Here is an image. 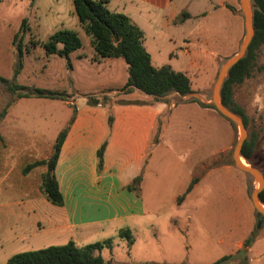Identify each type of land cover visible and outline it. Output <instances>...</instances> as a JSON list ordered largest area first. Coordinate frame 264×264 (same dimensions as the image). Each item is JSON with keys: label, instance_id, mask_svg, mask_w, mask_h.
<instances>
[{"label": "crops", "instance_id": "1", "mask_svg": "<svg viewBox=\"0 0 264 264\" xmlns=\"http://www.w3.org/2000/svg\"><path fill=\"white\" fill-rule=\"evenodd\" d=\"M131 1L138 7H147L150 16L152 14L148 19L147 30L143 24H139L143 18L134 24L144 33V45L151 54L153 64H169L175 70L187 74L192 81L193 93L185 96L170 93L160 100L154 98L151 101L111 100L106 105L102 102L91 103L90 96L112 93L125 85L128 79V65L122 58L97 59L90 37L83 30L79 19L73 20V26L62 24L63 26L57 27L54 32L67 28L77 30L80 37L83 31L88 36L87 43L84 45L81 38L82 47L70 54L71 67H68L65 58L62 59L63 57L56 54L48 55L50 61L57 57L59 59L53 61V66L48 68L44 77L46 82L41 87H51L63 90L62 93L72 92L73 96L76 95L71 101L66 100V103L74 104L76 108L65 127L67 134L55 167L63 204H53L42 190L45 166H37L27 172H35L34 170L38 169V185L34 197L26 202L8 203L11 208H18L19 214L15 217L19 215L20 220L8 221L2 227L0 264H5L16 253L29 251L27 247L59 245L60 239H65V243L73 241L79 246L76 241L88 237L97 228L116 225L131 232V229H137L140 222L149 216H154L151 225L153 235H156L160 233L164 217L170 214L169 212L188 209L198 212V207L184 199L180 190L173 191L170 202L153 200L158 181L166 176L170 163L180 164L184 169V185H187V188L183 194L198 189L206 178H215V172L219 170H222L225 176L234 178L232 190L227 193V204L233 213L236 212V207H241V211L245 213L244 223L240 225L238 232L236 249L246 248L252 252L258 242L264 240V236L257 234L253 243L245 247V241L251 236L257 223L256 210L248 195V175L234 162L215 157V147L212 146L208 147L207 158L198 157L196 154L189 160L179 157L172 159L170 156L173 149L164 140L170 130V115L179 102L204 101V96H200V100L193 99L194 93L206 91L212 85L215 58L234 53L237 49L245 32L242 0H208V7L202 10H197L195 4L191 5L193 0ZM214 13L215 37L211 34L200 35L195 25H187L191 18L203 16L207 19ZM224 19L232 23L229 31L222 23ZM195 81L201 82L197 89L193 86ZM79 89H83L84 94H80ZM204 107L214 110L208 105ZM109 113L112 123L108 126ZM227 132L230 134L229 130ZM103 144L105 150L103 164L100 166L98 151ZM228 149L226 146L221 152L226 153ZM52 153L53 150L51 153L48 151L41 159H35L31 163L45 160ZM21 162L22 174H25L24 168L29 162L25 159ZM145 165L149 174L147 202L143 194L132 185L138 176H141L142 180L137 185L143 184ZM5 211V214L11 216L9 210ZM11 212L15 214L14 211ZM168 219L170 224H176L172 213ZM157 242L160 243L159 240ZM106 260L114 262V257Z\"/></svg>", "mask_w": 264, "mask_h": 264}, {"label": "rangeland", "instance_id": "2", "mask_svg": "<svg viewBox=\"0 0 264 264\" xmlns=\"http://www.w3.org/2000/svg\"><path fill=\"white\" fill-rule=\"evenodd\" d=\"M36 1L0 0V76L10 80L15 77L14 70L18 60L17 44L20 40L19 38L15 40V34L19 31L22 20L26 18L29 30L23 39V66L14 78V82L27 86L28 89L42 87V84L46 82L44 77L48 68L53 66V61L59 59L57 57L50 61L43 43L57 27L63 26L62 24L73 26V20L78 21L73 0H40L37 3ZM191 2V5L197 6V10L207 8L210 3L208 0ZM108 6L111 10L128 15L133 23H138V20L143 18L139 24H143L147 30L148 19L152 16L147 7H138L131 0H109ZM222 23L228 31L232 28V23L229 21L224 19ZM187 25L190 27L195 25L200 35L211 34L215 37V13L207 19L203 16L191 18L187 21ZM244 36L245 32L234 53L219 55L215 58V76L212 85L206 91H196L193 97L200 100V96H204L205 100H182L172 111L170 130L164 138L166 144L173 149V154L170 156L172 159L179 157L189 160L196 154L198 157L207 158L208 147L212 146L215 147V157L234 162L233 152L240 138V130L210 105L218 71L225 61L239 51ZM87 37L83 31L81 38L84 45L88 41ZM34 42L35 44H32ZM200 83L199 81L193 83L195 89L201 86ZM44 88L64 92L51 87ZM65 88H68L67 85ZM28 89L13 92L6 84L0 82V235L3 234L2 227L6 222L20 220L19 215L15 217L19 214L18 208L16 206L11 208L8 203L26 202L34 197L38 185V169H35V172L22 174L21 160H28L31 164L33 160L41 159L48 151L51 153L57 136L70 122L76 108L74 104L66 103V100L71 101L76 97L72 92L63 93L64 99L18 97V93L28 92ZM82 90L79 89L78 92L84 94ZM94 97L99 98L105 105L111 100L120 102L154 99L153 95L138 89L126 93L122 88ZM234 101L246 114L248 138L256 137L254 159L259 161L260 157H263L259 164H262L264 169V45L258 51L252 75L235 87ZM204 105H208L215 111L206 109ZM4 110L6 113L3 115ZM110 113L108 126L112 123ZM226 146L229 149L226 153H222L221 150ZM248 166L252 164L248 163ZM146 167L145 165L143 171V184L138 186L132 183V185L143 194L147 202L149 174ZM182 170L184 169L180 164H169L166 176L158 181V189L154 190L153 200L170 202L173 191L180 190L184 199H188L191 205L198 207V212L193 209L169 212L175 218L176 224L169 223L170 214H167L162 222L160 233L156 235H153L151 225L154 222V216H149L140 222L137 229H131L132 240L120 234L124 229L114 225L97 228L88 237L79 238L80 240L76 242L82 247L102 242L103 239L110 240L112 249L105 248L102 255L106 259L113 256L112 264H212L228 255L233 257L226 264H264V240L258 242L252 252L246 248L236 249L238 232L240 225L244 223L245 213L241 211V207H236V212L233 213L227 204V193L232 190L234 178L225 176L224 172L219 170L215 172V178H206L198 189L183 194L187 185H184L186 177ZM247 175L249 177L248 195L251 198L253 191L259 186V181ZM237 188L238 184L235 187L236 191ZM239 202L237 198V203ZM172 207H174L173 203ZM6 209L10 211L11 216L5 214ZM256 217L258 223L257 213ZM257 223L254 229L256 236L257 234L260 237L264 236V221L261 227H258ZM64 240L60 239L58 244H66ZM158 240L160 243L157 242ZM45 247L48 246L27 248L38 250Z\"/></svg>", "mask_w": 264, "mask_h": 264}, {"label": "trees", "instance_id": "3", "mask_svg": "<svg viewBox=\"0 0 264 264\" xmlns=\"http://www.w3.org/2000/svg\"><path fill=\"white\" fill-rule=\"evenodd\" d=\"M251 1L255 28L253 40L246 55L230 69L221 88L223 104L240 115L246 127H248V120L243 109L234 101V89L252 75L258 51L264 45V0ZM108 2L109 0H73L80 25L90 37L91 45L96 52V58H122L128 65V79L122 90L129 93L138 89L146 94L153 95L156 100H160L170 93H178L182 96L193 93L192 81L187 74L175 70L169 64L162 66L153 64L151 54L144 45L143 31L131 21L128 15L111 10ZM28 30L27 19L24 18L19 31L15 34V40L20 39L17 44L18 60L14 70L15 77L23 66V39ZM32 44H35V42ZM43 47L46 54H56L65 58L68 67H71L70 54L82 47V39L77 30L58 29L43 43ZM14 78L10 80L0 76V82L6 84L13 92L19 89H28L27 86L15 83ZM28 90L25 93H18V97L65 98V94L62 92L41 87ZM89 100L94 104L100 102V99L94 96H90ZM210 106L215 108L213 103ZM5 113L6 110L2 114ZM229 122L236 126L233 122ZM66 134L67 128L60 131L53 146V153L49 158L35 161L24 168V172L27 173L37 166L46 167L45 172L42 174L41 187L47 198L56 205L63 204V196L56 179L55 167ZM104 150L105 144L98 151L100 166L103 164ZM255 152L256 137H247L242 147L241 156L264 174L263 166L259 164L263 157H260L259 161H255ZM141 180V176H138L134 183L140 184ZM259 199L264 204V189L259 193ZM256 213L260 216L258 211ZM254 231L245 241V247H249L256 238V231ZM120 234L132 240L130 231L122 230ZM112 246L110 240L95 242L82 247L70 241L62 245H51L38 250L16 253L5 264H112L111 260H106L102 255L105 248L112 249ZM232 257V255L225 256L212 264H226Z\"/></svg>", "mask_w": 264, "mask_h": 264}, {"label": "water", "instance_id": "4", "mask_svg": "<svg viewBox=\"0 0 264 264\" xmlns=\"http://www.w3.org/2000/svg\"><path fill=\"white\" fill-rule=\"evenodd\" d=\"M242 10L244 15L245 22V36L241 42L239 51L231 56L227 61L223 63L220 70L218 71V75L216 78V82L213 87V96L212 103L214 104L216 110L226 119L233 122L240 130V138L237 141V144L234 148L233 157L235 165L244 171L245 173L251 175L253 178L260 182V185L253 191L251 195V199L255 209L260 213L258 217V227H261L264 221V209L262 208V204L259 199V193L264 189V174L260 169L255 166H244L240 159L241 151L245 140L248 137V130L243 121V118L237 113L231 111L227 108L221 99V88L225 79L228 76L230 69L237 64L247 53L250 43L253 40L255 34V28L253 25V5L251 0H242Z\"/></svg>", "mask_w": 264, "mask_h": 264}, {"label": "bare ground", "instance_id": "5", "mask_svg": "<svg viewBox=\"0 0 264 264\" xmlns=\"http://www.w3.org/2000/svg\"><path fill=\"white\" fill-rule=\"evenodd\" d=\"M240 161H241V163H242L244 166H248L247 161H246L243 157L240 159ZM259 185H260V182H259ZM262 208L264 209V205H262Z\"/></svg>", "mask_w": 264, "mask_h": 264}]
</instances>
